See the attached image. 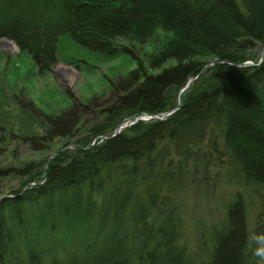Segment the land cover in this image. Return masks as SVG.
I'll use <instances>...</instances> for the list:
<instances>
[{
	"label": "trees",
	"instance_id": "16d2710c",
	"mask_svg": "<svg viewBox=\"0 0 264 264\" xmlns=\"http://www.w3.org/2000/svg\"><path fill=\"white\" fill-rule=\"evenodd\" d=\"M2 38L41 75L66 38L137 66L102 103L44 116L45 134L25 138L68 142L0 193V264H258L264 0H0ZM145 115L159 118L111 137ZM191 203L219 218L198 222L197 253L184 241Z\"/></svg>",
	"mask_w": 264,
	"mask_h": 264
},
{
	"label": "rangeland",
	"instance_id": "374dc122",
	"mask_svg": "<svg viewBox=\"0 0 264 264\" xmlns=\"http://www.w3.org/2000/svg\"><path fill=\"white\" fill-rule=\"evenodd\" d=\"M6 41L15 44L6 38L0 39V171L9 170L6 176L0 177L2 194H8L19 185V171L26 165L50 158L68 142L57 140L45 150H41L43 147L38 140L27 143L26 137L44 135L46 123L51 125L44 116H57L73 104L78 109L96 97L102 103L114 92L112 84L125 78L137 66L130 56L123 54L107 61L101 54L66 38L60 45L59 62L53 72L41 75L29 54L21 53L16 44V50L11 49ZM139 56L146 60L144 50ZM82 117L84 125L92 124L93 113ZM36 147L39 148L34 150ZM188 211L184 241L196 252L199 243L198 234L196 237L194 234L198 222L203 221L204 227H209L219 218L214 213L216 210L207 203H191Z\"/></svg>",
	"mask_w": 264,
	"mask_h": 264
},
{
	"label": "clouds",
	"instance_id": "9594fccd",
	"mask_svg": "<svg viewBox=\"0 0 264 264\" xmlns=\"http://www.w3.org/2000/svg\"><path fill=\"white\" fill-rule=\"evenodd\" d=\"M253 255L257 256L258 264H264V245L258 246L254 249Z\"/></svg>",
	"mask_w": 264,
	"mask_h": 264
},
{
	"label": "water",
	"instance_id": "95a60500",
	"mask_svg": "<svg viewBox=\"0 0 264 264\" xmlns=\"http://www.w3.org/2000/svg\"><path fill=\"white\" fill-rule=\"evenodd\" d=\"M192 82H193V81H190L189 84L183 89L182 92H184V91H185V90H186V89L192 84ZM173 112H175V111H173ZM173 112H172V113H173ZM146 117H148V119L155 118V117H152V116H146ZM139 119H142V118H139ZM139 119H137L136 121L132 122L130 125H128V124H122V125H120V126L118 127V129L116 130V133H117V134L120 133L121 130H122L123 128L127 127V126H131V125H133V124H136V123L138 122Z\"/></svg>",
	"mask_w": 264,
	"mask_h": 264
},
{
	"label": "bare ground",
	"instance_id": "6f19581e",
	"mask_svg": "<svg viewBox=\"0 0 264 264\" xmlns=\"http://www.w3.org/2000/svg\"><path fill=\"white\" fill-rule=\"evenodd\" d=\"M6 44H7V46H9L11 49H15V50H16V46H15V44H13V43H11V42H7V41H6ZM146 116H147V115H145V116H143V117H140V118H142V119H139V118H138V119H139V120L148 121V117H146ZM136 120H137V119H136ZM136 120H135V121H136ZM139 120H138V121H139ZM117 129H118V128H117ZM117 129H116V130H117ZM123 129H124V128H123ZM123 129H122V130H123ZM122 130H121V131H122ZM118 134H119V133H118ZM118 134H117L116 131H115V132L111 135V137H115V136L118 135ZM105 138H107V137H105ZM102 141H103V140H101V142H102Z\"/></svg>",
	"mask_w": 264,
	"mask_h": 264
}]
</instances>
